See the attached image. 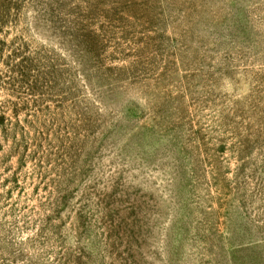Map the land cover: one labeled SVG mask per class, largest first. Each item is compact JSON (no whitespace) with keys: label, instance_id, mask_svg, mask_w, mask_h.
<instances>
[{"label":"rangeland","instance_id":"rangeland-1","mask_svg":"<svg viewBox=\"0 0 264 264\" xmlns=\"http://www.w3.org/2000/svg\"><path fill=\"white\" fill-rule=\"evenodd\" d=\"M0 264H264V0H0Z\"/></svg>","mask_w":264,"mask_h":264}]
</instances>
